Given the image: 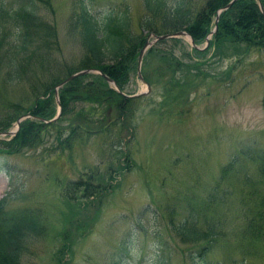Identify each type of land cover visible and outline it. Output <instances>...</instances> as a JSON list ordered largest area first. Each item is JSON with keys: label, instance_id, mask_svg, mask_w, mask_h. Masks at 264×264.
I'll return each mask as SVG.
<instances>
[{"label": "rangeland", "instance_id": "374dc122", "mask_svg": "<svg viewBox=\"0 0 264 264\" xmlns=\"http://www.w3.org/2000/svg\"><path fill=\"white\" fill-rule=\"evenodd\" d=\"M75 1L37 0L40 18L54 26L60 53L74 61L83 50L69 28ZM113 3L128 4L134 30L148 12L143 0L92 5L103 11ZM165 40L142 56L140 72L150 90L134 96L131 115L104 121L103 132L61 136L59 142L53 128H45L33 146H13L12 135L0 134V199H7L8 209L43 212L41 233L31 236L22 264H198L200 258L204 264H264V236L246 229L244 212L264 199V77L256 68H242L240 54L210 57L212 47L193 40L204 48L197 59L209 58L201 83L171 103L162 94L169 75L157 68L163 62L159 50L186 54L191 44L188 36L182 43ZM5 81L0 74V117L14 106L12 113L22 111L32 96L26 83ZM145 88L135 70L118 92ZM17 117L0 130L13 129ZM76 178L92 182L94 191L83 196V185L71 189L68 179ZM214 190L216 200L207 203ZM181 223L213 231L190 239L177 228Z\"/></svg>", "mask_w": 264, "mask_h": 264}, {"label": "trees", "instance_id": "16d2710c", "mask_svg": "<svg viewBox=\"0 0 264 264\" xmlns=\"http://www.w3.org/2000/svg\"><path fill=\"white\" fill-rule=\"evenodd\" d=\"M196 1L143 0L148 12L140 18L134 30L127 3H113L100 11L93 7V0H76V7L69 18V28L76 33L83 50L74 61L60 53L54 26L40 18L37 0H18L8 5H3V0H0V74L5 82L26 83V89L29 88L32 94L27 107L22 111L12 113L14 106L11 112L0 117V129L9 126L16 116L24 112L43 118L53 116L57 108L54 85L79 68H100L123 89L136 70L138 51L146 33L185 29L195 42L205 40L216 8L228 0H202L198 6ZM260 2L264 8V0ZM216 26L207 46L212 47L210 57L240 54L236 60L242 68H256L264 77V15L257 0H235L220 12ZM165 39L182 43V37L179 36L157 42H167ZM156 47L152 45L147 50L152 51ZM203 53L204 48L194 46L186 54H177L172 47L159 50L163 62L157 68L162 76L169 75L162 94L171 103L187 87L201 83V66L209 59H197ZM249 57L246 64L244 60ZM189 71H193V75H188ZM168 87H178L179 90L174 94ZM58 100L60 113L55 119L46 122L32 116L24 118L9 139L10 143L13 146L36 145L43 138L45 128H53L59 142L63 140L61 136L78 138L88 136L89 133L103 132L107 123L104 121L124 118L127 111L132 114L130 104L135 101V97L121 94L101 74L90 72L76 76L59 87ZM10 143L8 141L6 145ZM10 152L6 148V153ZM68 180L73 190L83 185V196L94 191V184L90 181L79 178ZM217 193L215 191L206 197L207 203H213ZM6 206L7 199L1 198L0 264H22V255L29 251L32 243L31 236L41 233L42 227L38 225H42L43 212L35 210V214H32L29 208L8 209ZM244 212L247 216L246 229L250 228L254 236H264V199L254 203L250 212L247 209ZM177 228L189 235L190 239H198L201 235L205 238L206 234L213 231V227L208 226L203 233L201 229H189L184 223ZM244 261L240 264H244ZM197 263L205 262L200 258Z\"/></svg>", "mask_w": 264, "mask_h": 264}, {"label": "water", "instance_id": "95a60500", "mask_svg": "<svg viewBox=\"0 0 264 264\" xmlns=\"http://www.w3.org/2000/svg\"><path fill=\"white\" fill-rule=\"evenodd\" d=\"M234 1L235 0H228L222 6H219L215 10V19H214L215 20V25L217 23L218 16H219L220 12L222 10L228 8ZM257 3H258V6H259L260 10L262 11V13L264 15L263 6H262L260 0H257ZM214 30H215V26L211 29L210 33L214 32ZM173 36H179V37L180 36H182V37L188 36L190 44L192 46H194V47H198L197 44L194 43L193 39L191 38V36L189 35V33L185 29H178V30H175V31H172V32H165V33H159V34H155V33L151 32L149 34V38L145 39V41L143 42V44L139 48V52H138V55H137L136 71H137L139 79L145 84L146 88L143 89V90L136 91V92H134L132 94H126V93H124V94H126L127 96H139V95H142V94H144V93H146V92H148L150 90L149 83L143 78V76H142V74L140 72V64H141L142 56H143L145 50L148 47H150L157 40L163 39V38H168V37H173ZM205 40H206V43H208V36L205 37ZM89 72H97V73L101 74L111 85H113L116 88V90L120 91V89L117 87L116 82L111 77H109L107 74H105L103 71H101L100 68H97V67H84V68L76 69V70L70 72L69 74H67L65 77H63L61 80H59L54 85V87H53L54 96H55L56 103L58 104V107H57L56 113L52 117L43 118V117H40V116H33L29 112H24V113H22L21 115H19L15 119V121H14L15 123H14L13 129L3 130V131L0 130V134L13 135L15 133V131L19 128L20 121L22 119L26 118V117H29V116H33L35 118H39L40 120H43V121H46V122L55 119L59 115V112H60V106H59V100H58V88L60 86H62L63 84H65L66 82H68L70 79H72V78H74L76 76H79L81 74L89 73ZM120 92H122V91H120Z\"/></svg>", "mask_w": 264, "mask_h": 264}, {"label": "bare ground", "instance_id": "6f19581e", "mask_svg": "<svg viewBox=\"0 0 264 264\" xmlns=\"http://www.w3.org/2000/svg\"><path fill=\"white\" fill-rule=\"evenodd\" d=\"M263 10H264V8H263ZM262 12V11H261Z\"/></svg>", "mask_w": 264, "mask_h": 264}]
</instances>
